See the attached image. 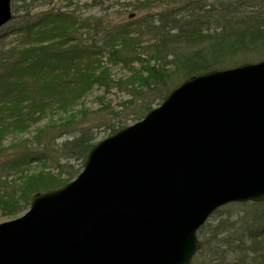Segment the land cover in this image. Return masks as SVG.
Instances as JSON below:
<instances>
[{
    "label": "water",
    "instance_id": "95a60500",
    "mask_svg": "<svg viewBox=\"0 0 264 264\" xmlns=\"http://www.w3.org/2000/svg\"><path fill=\"white\" fill-rule=\"evenodd\" d=\"M261 199L264 60L193 75L94 145L76 179L0 222V264H190L216 208Z\"/></svg>",
    "mask_w": 264,
    "mask_h": 264
},
{
    "label": "trees",
    "instance_id": "16d2710c",
    "mask_svg": "<svg viewBox=\"0 0 264 264\" xmlns=\"http://www.w3.org/2000/svg\"><path fill=\"white\" fill-rule=\"evenodd\" d=\"M15 1L3 36L11 40L0 45V135L36 121L46 108L63 101L74 104L78 98L73 100L78 95L74 90L92 85L100 90L95 101L102 118L91 112L92 125L79 127L88 110L67 118L60 126L56 156L47 145L51 141L46 144L49 150L37 151L30 141L29 146L19 144L3 156L1 167L6 169H20L32 159L44 161L50 171L57 169V175L35 174L19 184H0V209L5 213L28 204L34 193L72 179L95 143L97 127L104 126L107 135L140 119L167 91L193 74L264 58V0H129L125 7L143 13L137 20L118 23L82 18L73 11L69 17L61 7L32 15V7L43 0H18L19 8ZM76 19L88 35L71 29ZM51 38L50 43H40ZM100 57L129 73L112 78L110 66H104ZM113 91L124 92L126 98L111 103ZM63 174L65 180L60 178ZM222 211L218 209L200 227L203 246L198 260L205 256L207 263L264 264V213L258 218L257 212L247 210L238 214L225 206Z\"/></svg>",
    "mask_w": 264,
    "mask_h": 264
},
{
    "label": "rangeland",
    "instance_id": "374dc122",
    "mask_svg": "<svg viewBox=\"0 0 264 264\" xmlns=\"http://www.w3.org/2000/svg\"><path fill=\"white\" fill-rule=\"evenodd\" d=\"M15 1V0H14ZM13 1V3H14ZM93 0H43L39 1L36 6H33L31 9V14L34 15L38 12H44L49 9H56L59 8L60 6H68L64 7L63 10L68 11V16L71 17L70 15H73V12L75 14L80 15L82 18L85 16H92L93 18L96 17H102L108 19V22H122L127 19L128 12L132 11L130 7H125L128 6L130 1L129 0H108L102 5H93L92 4ZM16 4H18V8L22 6V2L16 0ZM21 2V3H20ZM73 11V12H70ZM143 12H140L137 14L135 18L132 20H137L140 15ZM18 14H22L21 11H18ZM21 17L18 16L17 19H20ZM71 23V22H70ZM70 25V24H69ZM7 27H3L0 29V45L3 42H7L11 40L10 38L3 39V36L5 35ZM71 29H77V33H82L85 32V27L79 23V19H76L73 21V24H71ZM88 35V32H85ZM78 37H80V34H78ZM48 39H45L41 41V44H44L45 41ZM54 39L51 38L48 42L50 43ZM58 40V39H57ZM55 40V43L57 42ZM61 40H59L60 42ZM1 49V46H0ZM101 62L103 63L104 66H110V75L112 78H118V77H126L127 72L121 65H107L104 61H106L105 57H100ZM102 66V65H101ZM129 73V72H128ZM43 78L45 79V76L43 75ZM93 86V85H92ZM88 86L85 89H75L74 91H77L78 95L74 96L75 100L77 97V101L73 104H67V102L63 101L60 106H54L52 108H46L43 110V114L37 118L36 121L30 122L29 124H26L24 127H20L19 129L15 131L11 130H5L2 134L0 135V184H8V185H13V184H19L23 182L26 178L29 176L35 175V174H53L57 175L55 171L57 169H54V171H50L49 169L51 168L50 165L44 164V161L41 160H34L29 161L27 164H25L22 168L20 169H14V168H3L2 162H3V156L8 155L10 151L16 150V147L21 144L25 146V142L30 145V141L35 143V146L32 145V148L36 149L37 151H43L41 148L46 147L48 150L50 148L51 153L56 156L58 152H56L55 147L56 145L58 146L61 138L58 136L59 131L61 129V125L63 122L69 118L75 115L83 109H86L89 111V114L85 121L79 122L80 124L76 125L79 127L80 125L83 126H91L92 122H94V115L90 114L91 112L96 113V117L99 118V120L102 118L100 113L96 112L98 103L95 101V97L100 94V90L97 87H92ZM115 90V89H114ZM113 95L111 94V103H114V101H118L119 97L126 98L124 92L121 93L119 91H113ZM134 121H130V123H133ZM43 128V130H42ZM100 128L102 130H100ZM42 131H41V130ZM40 130V131H39ZM104 126L97 127L95 131H97V136L95 138L96 142L97 140L102 139L103 137L106 136V134L103 132ZM66 135V134H64ZM63 135V136H64ZM47 141H51V145L47 144ZM48 145V147L46 146ZM71 164H77L78 161L76 160H70ZM69 165L70 169H74V167ZM78 173V172H77ZM76 173V174H77ZM75 174V176H76ZM61 179L65 180L66 175L63 174ZM28 204H21V207L14 213H5L2 209H0V222L10 220L13 218H16L20 215H22L27 209H28ZM250 204L245 203L244 207L246 210L249 209ZM241 206H235L232 207L234 210H238ZM236 264L234 261H225L223 260L222 262H211L207 263V257H203V259L199 260H194L193 264Z\"/></svg>",
    "mask_w": 264,
    "mask_h": 264
}]
</instances>
